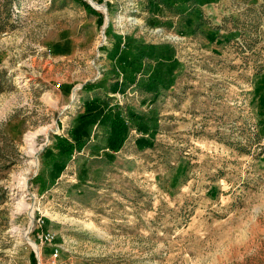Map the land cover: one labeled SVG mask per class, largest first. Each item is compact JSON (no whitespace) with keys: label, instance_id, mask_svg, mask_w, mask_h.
Wrapping results in <instances>:
<instances>
[{"label":"rangeland","instance_id":"rangeland-1","mask_svg":"<svg viewBox=\"0 0 264 264\" xmlns=\"http://www.w3.org/2000/svg\"><path fill=\"white\" fill-rule=\"evenodd\" d=\"M0 264H264V0H0Z\"/></svg>","mask_w":264,"mask_h":264},{"label":"crops","instance_id":"crops-1","mask_svg":"<svg viewBox=\"0 0 264 264\" xmlns=\"http://www.w3.org/2000/svg\"><path fill=\"white\" fill-rule=\"evenodd\" d=\"M128 48H129V51L131 50V52H133L132 47H128ZM139 49L140 50L137 52V54L131 53L132 56L127 55V53H126L127 47L123 48V46L118 45V44L115 45L113 47V49L111 50V54L113 55V60L116 63H119V65L121 66V69L123 70L124 75L126 76L125 79L127 80V82H126L127 84L130 83V81H136V78H135L136 73L134 75H133V73L137 72V70H138V69L136 70L135 67H137L136 64L138 63L137 61H138L139 54H141L143 58L147 57V58L155 59V57H156V59L158 58L161 61H164V60L169 61L173 57L172 55H170L168 57V55H167L168 49L165 48V50H163L164 53L162 51L159 52V51H157L155 45H145ZM172 60H174V59L172 58ZM143 62H144V60H143ZM159 63H161V62H159ZM117 80H118V82H117ZM119 80L120 79H118V78L117 79L114 78V80L108 79L106 83H104V82L97 83L96 86H99V88L101 89V92L97 89V87L95 90L89 89V90H91L92 94L90 95V97H87L85 99L86 105L84 107V110H85L84 112H86V106H91L90 104L93 105L96 103H100V104H102L104 109L109 112L110 118H112L113 121L114 120H116V122L122 121L124 123L125 122L124 117L121 118L120 116H118L120 114H117V113H123V112L125 113V116H126L125 118L128 119L130 124L132 122H134V119H136V118L147 119L145 114L140 115V113L135 112L134 108L130 104H126V105L121 106V105H119L120 103H118V102L115 103L114 99H111V96H110L111 93H116L118 91H124L125 90L122 83H121L122 81L119 82ZM163 80L164 79H163V76L161 74L158 75L156 73V74L150 75L147 78V83H146L144 88H146V90L148 91L149 87L153 86V88L157 90L159 84H162L164 82ZM262 86H263V83H262ZM103 93L105 95H103ZM113 121L110 120V122H112L111 123L112 127L115 124V123H113ZM145 122L146 123H143L141 126H139L140 124L137 125V123H136L139 130L143 129L145 126H147V128L151 127L147 121H145ZM132 124H134V123H132ZM144 124H147V125H144ZM111 126H108V128H107L108 132L105 134V137L107 139L111 138L114 135V134L110 133L112 131V129H114V128H111ZM126 127H127V131H128V126H126ZM148 132H152V131L148 130ZM142 136H144V137H142ZM142 136H140V137L137 136L136 143L148 145L149 142L153 140V139H149L150 136L148 133H147V135H142ZM121 148H122V146H121ZM147 148H149V147L145 146V149H147ZM116 153H117V151L114 152V154H116Z\"/></svg>","mask_w":264,"mask_h":264},{"label":"built area","instance_id":"built-area-1","mask_svg":"<svg viewBox=\"0 0 264 264\" xmlns=\"http://www.w3.org/2000/svg\"><path fill=\"white\" fill-rule=\"evenodd\" d=\"M173 38L174 39H180V36L179 35H175ZM41 239L43 240V242H51L54 239V235L52 233H50V232H47V233H44L41 236ZM57 255H58V251L56 249V251L54 253V256H57Z\"/></svg>","mask_w":264,"mask_h":264},{"label":"bare ground","instance_id":"bare-ground-1","mask_svg":"<svg viewBox=\"0 0 264 264\" xmlns=\"http://www.w3.org/2000/svg\"><path fill=\"white\" fill-rule=\"evenodd\" d=\"M96 7V5H94Z\"/></svg>","mask_w":264,"mask_h":264},{"label":"trees","instance_id":"trees-1","mask_svg":"<svg viewBox=\"0 0 264 264\" xmlns=\"http://www.w3.org/2000/svg\"><path fill=\"white\" fill-rule=\"evenodd\" d=\"M124 140V139H123ZM122 144V143H121Z\"/></svg>","mask_w":264,"mask_h":264}]
</instances>
